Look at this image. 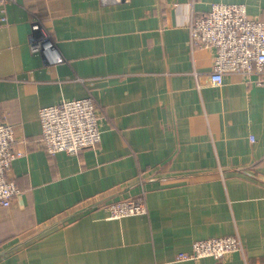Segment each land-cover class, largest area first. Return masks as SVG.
Masks as SVG:
<instances>
[{"label": "crops", "instance_id": "0c3cea01", "mask_svg": "<svg viewBox=\"0 0 264 264\" xmlns=\"http://www.w3.org/2000/svg\"><path fill=\"white\" fill-rule=\"evenodd\" d=\"M213 3L264 20V0L0 5V121L23 151L8 171L20 194L0 208V264H264V81L211 84L214 51L190 46L189 24ZM36 20L63 62L30 52ZM84 98L101 141L49 155L39 110ZM142 192L147 214L108 218V204ZM232 235L243 254L175 259Z\"/></svg>", "mask_w": 264, "mask_h": 264}, {"label": "built area", "instance_id": "2783aa9c", "mask_svg": "<svg viewBox=\"0 0 264 264\" xmlns=\"http://www.w3.org/2000/svg\"><path fill=\"white\" fill-rule=\"evenodd\" d=\"M15 0H0V5ZM3 21L6 19L3 18ZM29 50L39 54L49 49L55 63L63 62L49 32L39 20L30 25ZM190 46L214 51L213 66L209 75L212 85H221L227 73L245 77L256 75L259 84L264 81V20L249 18L244 5L213 3L208 13L193 15L189 24ZM102 118L92 99L63 101L39 110L42 126V147L49 155L58 152L78 154L85 148H95L101 141ZM12 125L0 121V208H9L20 189L8 179L13 161L23 155L14 147ZM143 175H138L141 182ZM110 219H121L147 214L144 193L136 199L112 202L107 206ZM238 235L194 241L188 252L178 253L176 261L200 260L205 257L223 259L233 252L243 254Z\"/></svg>", "mask_w": 264, "mask_h": 264}, {"label": "rangeland", "instance_id": "374dc122", "mask_svg": "<svg viewBox=\"0 0 264 264\" xmlns=\"http://www.w3.org/2000/svg\"><path fill=\"white\" fill-rule=\"evenodd\" d=\"M109 218V217H108ZM232 236H235V235H232ZM239 236V235H238ZM227 237H229V236H227ZM216 238H224V237H216ZM241 239V238H240ZM242 241V240H241ZM243 244V243H242ZM243 250H244V247H243ZM234 253V252H233ZM243 253H244V251H243ZM232 254V253H231ZM230 255V254H229ZM228 255V256H229ZM227 257V256H226Z\"/></svg>", "mask_w": 264, "mask_h": 264}]
</instances>
